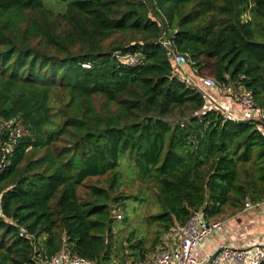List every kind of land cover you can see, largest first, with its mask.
<instances>
[{
	"label": "trees",
	"instance_id": "trees-1",
	"mask_svg": "<svg viewBox=\"0 0 264 264\" xmlns=\"http://www.w3.org/2000/svg\"><path fill=\"white\" fill-rule=\"evenodd\" d=\"M60 1L54 14L44 0H0V122L22 127L0 129V264L63 249L110 264L112 208L143 200L117 193L121 154L155 189L159 211L145 219L161 228L155 246L201 212L209 221L262 206L264 127L203 112L169 53L264 111V0ZM125 32L137 37L103 50ZM89 179L104 184L80 197ZM125 243L134 262L146 259L133 231Z\"/></svg>",
	"mask_w": 264,
	"mask_h": 264
},
{
	"label": "built area",
	"instance_id": "built-area-1",
	"mask_svg": "<svg viewBox=\"0 0 264 264\" xmlns=\"http://www.w3.org/2000/svg\"><path fill=\"white\" fill-rule=\"evenodd\" d=\"M167 45V43H163ZM118 54V53H117ZM169 60L174 68V74L179 82L187 87L197 90L202 94L204 104L203 112L212 111L222 116L227 121H254L264 127V111L257 106L250 93L243 92L240 88L232 86H221L214 78L196 77L192 72L187 74L184 66L187 64L185 55L171 49ZM118 56V55H117ZM119 60L128 65H135L137 60L133 56H119ZM221 95L222 97H218ZM11 123L13 120L4 122ZM10 135H21L19 126L15 124L13 130H9ZM4 166H2L3 168ZM254 206L245 205L244 211L252 210ZM203 213L193 215L179 228L175 234H169L164 237L162 245L142 264H206L197 260L193 251L199 247L210 234L220 232L226 223L210 222L203 218ZM25 234V230L21 229ZM217 254L208 264H264V243L252 244L247 247H234L227 244H221L217 248ZM31 264H94L91 260L83 259L72 255L67 249L46 258H37Z\"/></svg>",
	"mask_w": 264,
	"mask_h": 264
},
{
	"label": "rangeland",
	"instance_id": "rangeland-1",
	"mask_svg": "<svg viewBox=\"0 0 264 264\" xmlns=\"http://www.w3.org/2000/svg\"><path fill=\"white\" fill-rule=\"evenodd\" d=\"M45 4H48L49 8L53 10L54 14L63 13L65 9V5L60 0H44ZM153 18V17H152ZM244 19H247V15H243ZM137 36L131 32L125 33H117L109 38L104 45L103 50L107 51L110 48L118 45V44H128L130 41L135 39ZM129 57L131 55H128ZM187 60V66H184V71L187 70V74L189 75L190 71L193 75L196 76V69L189 62L188 58L185 56ZM86 66V65H85ZM202 78H210L212 77L204 72ZM218 97H222L218 95ZM58 107H55L54 113H56ZM170 122H177L180 119L178 117L170 116L167 118ZM8 121L0 122L1 130H13V126L17 123L13 120V125L11 123L3 124ZM20 133L22 131V127H19ZM55 148V146H53ZM43 151H35V158L43 155ZM125 155L121 154L119 158V172L121 173L120 177V186L117 193H120L123 196H135L138 199H143L140 203L139 201L133 202L132 200L128 203H124L123 205H117L112 208V231L111 237L109 238V243L111 247L114 248V252L112 255V260L110 264H142L148 257H150L154 252L158 250L160 245L162 244L164 237L160 238L157 245L155 246L154 241L156 240V232L160 230L157 225L148 224L145 219H148V216L156 214L159 210L155 201V189L151 184L142 183L136 176V171L132 169L129 165L128 159H124ZM26 164L24 162L23 166ZM96 184L103 185L104 179H89L84 181V185L78 189V194L80 197H83L87 192V187L94 186ZM132 202V203H131ZM243 213V209L233 214V210L229 208H225V210L218 215V217L213 220H209L210 222L216 223H226L230 219L234 218L237 214ZM230 222V221H229ZM134 232L135 235L142 239L144 242V247L148 251L145 255L144 261H136L134 262V257L129 256V251L127 250V244L125 243V239L129 236L131 232ZM122 246V249L119 251V247ZM155 247V248H154Z\"/></svg>",
	"mask_w": 264,
	"mask_h": 264
},
{
	"label": "crops",
	"instance_id": "crops-1",
	"mask_svg": "<svg viewBox=\"0 0 264 264\" xmlns=\"http://www.w3.org/2000/svg\"><path fill=\"white\" fill-rule=\"evenodd\" d=\"M229 221L220 232H213L205 242L194 249L193 255L197 260L204 262L221 244L241 248L264 243V204L253 212L243 210V213L237 214Z\"/></svg>",
	"mask_w": 264,
	"mask_h": 264
},
{
	"label": "water",
	"instance_id": "water-1",
	"mask_svg": "<svg viewBox=\"0 0 264 264\" xmlns=\"http://www.w3.org/2000/svg\"><path fill=\"white\" fill-rule=\"evenodd\" d=\"M238 123H243V124H247L248 123V121L247 120H243V121H238ZM217 254V251L216 252H214L210 257H209V259L207 260V262H206V264H208V263H210L211 262V260H213V258L215 257V255Z\"/></svg>",
	"mask_w": 264,
	"mask_h": 264
}]
</instances>
